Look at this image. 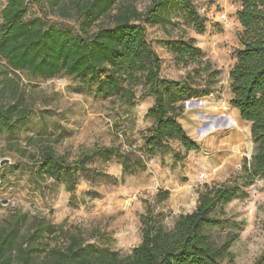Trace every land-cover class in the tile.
I'll return each instance as SVG.
<instances>
[{
	"label": "trees",
	"instance_id": "16d2710c",
	"mask_svg": "<svg viewBox=\"0 0 264 264\" xmlns=\"http://www.w3.org/2000/svg\"><path fill=\"white\" fill-rule=\"evenodd\" d=\"M233 1L239 4L236 17L241 28L228 72L229 103L249 123L253 149L238 175L248 186L257 177L264 180V0ZM28 3L41 10L57 9L64 17L73 12L77 31L46 24L39 16L25 20ZM177 7L187 24L204 30L206 19L191 0H149L142 10L132 0H7L0 21V132H13L28 122L32 112L10 72L49 77L63 71L83 81L91 78L95 92L112 100L133 104L145 96L153 98L144 115L151 125L137 148L132 147L135 139L127 149L95 144L67 159L51 144H40L35 151L15 145L13 150L29 162L35 180L54 179L71 192L78 174L89 170V161L96 157L116 158L125 175L143 170L149 159L172 150V142L181 146L173 151L177 160L199 150L179 121L182 102L211 93L220 71L193 37L182 34L169 38L166 46L175 64L189 71L178 81L164 78L160 57L147 38V26L178 24L170 17ZM122 132L129 137L126 130ZM238 190L235 179L205 184L194 209L179 213L171 227L163 226L157 213L145 212L140 216L141 239L126 253L111 248V235L97 227L57 223L13 209L0 219V264H228L236 235L216 243L205 229L223 221L216 210ZM168 194L157 191L156 201ZM262 230L264 238V217ZM252 264H264V244Z\"/></svg>",
	"mask_w": 264,
	"mask_h": 264
},
{
	"label": "rangeland",
	"instance_id": "374dc122",
	"mask_svg": "<svg viewBox=\"0 0 264 264\" xmlns=\"http://www.w3.org/2000/svg\"><path fill=\"white\" fill-rule=\"evenodd\" d=\"M132 1L139 10L149 2ZM191 1L206 19L202 32L187 24L183 10L177 7L170 17L178 24H168L167 28L147 26V38L160 57V75L164 78L178 81L189 71V67L175 64L166 46L169 38L182 34L193 37L220 71L211 93L194 95L182 102L179 121L198 142L199 150H190L177 160L173 151L181 146L172 142V150L149 159L143 170L125 175L116 158L96 157L89 161V170L78 174L71 192L54 179L37 181L26 158L13 150L15 145L35 151L40 144H51L67 159L95 144L127 149L135 139L132 147L137 148L141 134L151 125L144 115L153 98L145 96L133 104L112 100L95 92L96 83L91 78L83 81L63 71L49 77L10 72L32 112L28 122L13 132H0V160L11 161L0 165V219L19 209L57 223L97 227L109 232L111 248L126 253L141 239L142 214L157 213L160 223L171 227L179 213L194 209L198 192L205 184L235 179L239 185L236 196L216 210L223 221L205 231L216 243L235 234L230 246L233 256L228 264H252L264 244V180L257 177L252 184L243 186V180L238 177L253 149L249 123L229 103L228 72L235 61L239 47L237 33L241 28L236 17L239 4L233 0ZM6 2L0 0V21ZM37 16L55 27L72 32L78 29L73 12L72 16L64 17L57 9L41 10L35 3H28L25 20ZM201 172H205L202 178ZM164 190L169 191L167 198L157 202V191Z\"/></svg>",
	"mask_w": 264,
	"mask_h": 264
},
{
	"label": "water",
	"instance_id": "95a60500",
	"mask_svg": "<svg viewBox=\"0 0 264 264\" xmlns=\"http://www.w3.org/2000/svg\"><path fill=\"white\" fill-rule=\"evenodd\" d=\"M11 161H10V159L9 158H4V159H1L0 160V165H3V164H5V163H10Z\"/></svg>",
	"mask_w": 264,
	"mask_h": 264
},
{
	"label": "built area",
	"instance_id": "2783aa9c",
	"mask_svg": "<svg viewBox=\"0 0 264 264\" xmlns=\"http://www.w3.org/2000/svg\"><path fill=\"white\" fill-rule=\"evenodd\" d=\"M223 16V15H222ZM205 175V172L200 173V177L202 178Z\"/></svg>",
	"mask_w": 264,
	"mask_h": 264
},
{
	"label": "bare ground",
	"instance_id": "6f19581e",
	"mask_svg": "<svg viewBox=\"0 0 264 264\" xmlns=\"http://www.w3.org/2000/svg\"><path fill=\"white\" fill-rule=\"evenodd\" d=\"M209 129V128H208Z\"/></svg>",
	"mask_w": 264,
	"mask_h": 264
}]
</instances>
